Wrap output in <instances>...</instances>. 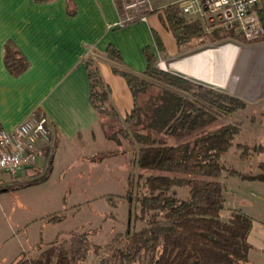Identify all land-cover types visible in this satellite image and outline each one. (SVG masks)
Masks as SVG:
<instances>
[{
  "label": "trees",
  "instance_id": "16d2710c",
  "mask_svg": "<svg viewBox=\"0 0 264 264\" xmlns=\"http://www.w3.org/2000/svg\"><path fill=\"white\" fill-rule=\"evenodd\" d=\"M66 3L67 14L74 16L72 0ZM116 5L121 12L120 0H116ZM257 14L264 29V6L258 8ZM149 18L159 53H166L168 42L173 43L175 52H180L205 49L229 37L218 31L206 33L199 19L186 16L178 6L169 5L149 13ZM261 41L264 36L256 42ZM94 54L122 66L113 67L112 71L124 79L132 95L133 107L122 120L110 101L109 89L95 59H85L88 100L98 116V124L104 126L107 120L111 126L123 123L127 127L125 133L121 129L117 132L129 144V162L137 171V181L132 173L125 196L137 208L134 221L143 223L138 230L115 234L107 244L110 255L101 259L100 264H251L248 237L252 219L241 210H231L228 218H222L226 211V187L219 180L226 172L241 180L264 182V163L257 165L256 172H244L220 162L232 146L242 161L262 150L261 145L236 143L241 133L239 123H219L225 115L243 110L247 104L224 91L162 71L148 47L143 49L146 68L139 74L128 70L112 45L103 53ZM3 61L13 77L29 67L10 40L4 44ZM106 139L120 146L114 135ZM53 149H45L44 155L52 154ZM52 158L51 155L48 168ZM39 181L16 185L30 186ZM179 188L187 189V198H179ZM106 199L116 207L114 197L108 195ZM59 216L54 214L47 222L56 223L61 220ZM99 249L85 233L76 232L68 238L58 233L50 243H39L31 252L21 254L14 264H82L90 251Z\"/></svg>",
  "mask_w": 264,
  "mask_h": 264
},
{
  "label": "crops",
  "instance_id": "0c3cea01",
  "mask_svg": "<svg viewBox=\"0 0 264 264\" xmlns=\"http://www.w3.org/2000/svg\"><path fill=\"white\" fill-rule=\"evenodd\" d=\"M72 2L74 16L67 14L66 0L43 3L0 0V128L12 130L36 111L47 119L53 147L58 149L66 146L69 149L82 148L95 142L93 131L98 124V116L88 100L89 83L84 65L88 56L95 59L102 80L109 89L110 101L123 120L133 107V99L124 79L112 71L113 67L122 66L94 52L103 53L108 45L114 46L128 70L135 74L146 68L144 48H150L155 57L158 52L150 18L122 28H108L119 20L116 0ZM262 6L264 0H258V7ZM8 40L20 49L29 63L28 69L18 77L11 76L4 66V44ZM239 42L235 47L229 45L228 53L221 51L226 47L213 51L205 48L196 55L174 62L195 58L194 74L181 67L175 69L217 88L226 87L232 79L228 94L242 99L247 105L251 99L256 103V98L245 97L253 94L256 83L239 88L237 84L240 79L253 82L247 75L250 62L256 64L258 71H264V41ZM168 43L173 50V43ZM228 60L231 61L229 67ZM174 63L170 64L171 68ZM222 77L224 80L221 82ZM258 89L261 90L258 97L263 98L259 101L264 102V73ZM83 160L86 161L85 158ZM43 164V158L39 157L34 167ZM247 183L264 189L260 185L263 182Z\"/></svg>",
  "mask_w": 264,
  "mask_h": 264
},
{
  "label": "rangeland",
  "instance_id": "374dc122",
  "mask_svg": "<svg viewBox=\"0 0 264 264\" xmlns=\"http://www.w3.org/2000/svg\"><path fill=\"white\" fill-rule=\"evenodd\" d=\"M233 42L240 43L239 40ZM168 48L166 53L156 52L157 65L162 61L168 68V64L205 50L175 52L174 48ZM168 70L185 76L176 70ZM263 73V69L258 71L255 63H249L247 75H250L253 82L240 79L237 87L256 83L257 88H253V94L245 97H254L258 101L253 103L251 99L245 109L225 115L219 120V123L240 124L241 133L236 143L261 145L262 150L242 161L238 158L239 152L232 146L220 158L225 167L256 172L257 165L264 163V102L259 101L263 98L258 97ZM185 77L226 93L232 87V79L229 84L227 82L226 87L217 88L198 79ZM143 98L146 99L145 96ZM103 124L105 125L97 124L94 129L95 142L91 145L71 149L67 146L58 149L55 146L52 154L43 155L44 164L41 167L22 170L15 175L0 172V264H14L21 258V254L31 252L39 243H50L58 233L68 238L76 232L85 233L87 239L100 248L98 252L90 251L82 264H100L101 259L110 255L107 244L115 234L124 233L127 229L138 230L143 226L142 222L134 221L137 208L134 203L127 202L125 196L128 178L132 173L134 181H137V171L129 162L132 157L129 144L117 132L121 129L125 133L127 127L123 123L111 126L107 120ZM112 135L119 139L120 146L106 139ZM51 155L53 160L48 168ZM34 179L40 181L30 186L16 185ZM219 180L226 187V211L221 214L222 218H228L231 210H241L252 219L248 237L251 245L249 261L251 264H264V189L250 186L247 180L228 176L226 172L222 173ZM260 185L264 186L262 183ZM177 191L180 199L187 198L186 188H179ZM108 195L115 198L116 207L108 202ZM54 214H61V220L56 223L47 222Z\"/></svg>",
  "mask_w": 264,
  "mask_h": 264
},
{
  "label": "built area",
  "instance_id": "2783aa9c",
  "mask_svg": "<svg viewBox=\"0 0 264 264\" xmlns=\"http://www.w3.org/2000/svg\"><path fill=\"white\" fill-rule=\"evenodd\" d=\"M178 6L182 13L201 21L206 33L228 34L227 40L208 45L207 51L226 46L233 40L256 42L264 36L258 18V0H120L119 20L108 28H122L136 21H147L149 13L166 6ZM160 61L158 67L161 66ZM53 139L47 119L31 112L12 130L0 128V172L15 175L34 167L44 150L51 151Z\"/></svg>",
  "mask_w": 264,
  "mask_h": 264
},
{
  "label": "bare ground",
  "instance_id": "6f19581e",
  "mask_svg": "<svg viewBox=\"0 0 264 264\" xmlns=\"http://www.w3.org/2000/svg\"><path fill=\"white\" fill-rule=\"evenodd\" d=\"M221 51H226L224 53H228V46H226V48L222 49ZM195 58H191L189 60H186V61H182L181 63H174L172 64V67L175 69V68H183V70H185V72L189 73V74H194V69H193V65H194V60ZM230 62L228 60V67L230 65ZM161 67L162 68H166V65L164 63H161ZM182 70V69H181ZM224 80V77H222L221 79V82Z\"/></svg>",
  "mask_w": 264,
  "mask_h": 264
},
{
  "label": "water",
  "instance_id": "95a60500",
  "mask_svg": "<svg viewBox=\"0 0 264 264\" xmlns=\"http://www.w3.org/2000/svg\"><path fill=\"white\" fill-rule=\"evenodd\" d=\"M168 68L171 69V70H176V69H174V68H171L170 64H168ZM168 68H162L161 66H159V69H161L162 71H165V72H170V71L168 70ZM176 71H178V70H176ZM178 72H180V71H178ZM180 73H182V72H180ZM182 74L185 75V76L190 77L189 75H187V74H185V73H182ZM185 76H184V77H185Z\"/></svg>",
  "mask_w": 264,
  "mask_h": 264
}]
</instances>
